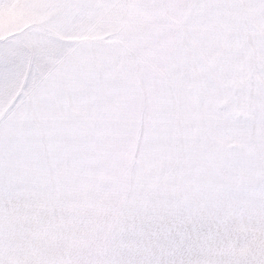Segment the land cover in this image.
Instances as JSON below:
<instances>
[{"label":"snow or ice","instance_id":"6c2138e0","mask_svg":"<svg viewBox=\"0 0 264 264\" xmlns=\"http://www.w3.org/2000/svg\"><path fill=\"white\" fill-rule=\"evenodd\" d=\"M0 264H264V0H0Z\"/></svg>","mask_w":264,"mask_h":264}]
</instances>
